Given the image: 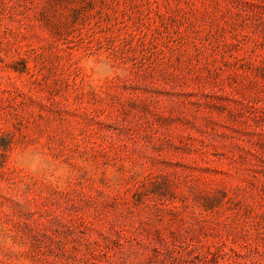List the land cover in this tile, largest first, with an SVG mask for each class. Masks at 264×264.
<instances>
[{"label": "rangeland", "instance_id": "obj_1", "mask_svg": "<svg viewBox=\"0 0 264 264\" xmlns=\"http://www.w3.org/2000/svg\"><path fill=\"white\" fill-rule=\"evenodd\" d=\"M0 224L31 264H264V0H0Z\"/></svg>", "mask_w": 264, "mask_h": 264}, {"label": "clouds", "instance_id": "obj_2", "mask_svg": "<svg viewBox=\"0 0 264 264\" xmlns=\"http://www.w3.org/2000/svg\"><path fill=\"white\" fill-rule=\"evenodd\" d=\"M81 69L87 72L90 85L98 86L113 80L127 81L132 77L129 66L116 64L110 54L85 55L81 57ZM13 165L25 173V179H38L57 187H65L79 172L59 160L42 146L18 148L13 153ZM115 179V175L113 177ZM27 189L25 182H18L10 191L20 195ZM17 200V203H22ZM5 214L10 210L5 209ZM28 243L16 239L15 233L5 224H0V264H31L26 255Z\"/></svg>", "mask_w": 264, "mask_h": 264}]
</instances>
